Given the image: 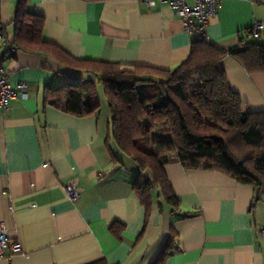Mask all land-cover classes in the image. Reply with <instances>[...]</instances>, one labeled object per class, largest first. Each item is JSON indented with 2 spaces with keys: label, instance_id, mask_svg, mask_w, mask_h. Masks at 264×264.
Masks as SVG:
<instances>
[{
  "label": "crops",
  "instance_id": "crops-1",
  "mask_svg": "<svg viewBox=\"0 0 264 264\" xmlns=\"http://www.w3.org/2000/svg\"><path fill=\"white\" fill-rule=\"evenodd\" d=\"M18 1L0 0V31L9 43ZM26 10L43 19V42L75 60L170 70L198 40L166 4L28 0ZM257 22L264 26V0H222L207 40L223 50L264 45V28L258 38L251 35ZM21 47L0 49L16 93L0 109V223L22 249L5 252L0 264H156L161 257L162 264H264V187L186 170L170 154L164 171L180 205L168 206L155 190L146 209L132 189L135 165L110 159V111L101 85L51 52L27 41ZM221 65L247 108L264 111V74L249 75L230 57ZM91 81L100 100L95 113L73 116L45 100L48 90ZM68 181L81 189L77 201L66 196Z\"/></svg>",
  "mask_w": 264,
  "mask_h": 264
},
{
  "label": "trees",
  "instance_id": "trees-1",
  "mask_svg": "<svg viewBox=\"0 0 264 264\" xmlns=\"http://www.w3.org/2000/svg\"><path fill=\"white\" fill-rule=\"evenodd\" d=\"M27 3L19 0L16 6L10 46L21 50L27 41L76 74L97 80L110 111V159L135 165L132 189L142 206L151 205L157 190L165 204L179 207L164 171L170 154L186 170L218 172L242 185L264 187V111L247 108L221 65L230 57L247 74H264V45L251 41L223 50L197 40L186 61L170 70L75 60L43 42V19L29 14ZM46 95V102L77 117L100 108L93 81L85 86L69 82Z\"/></svg>",
  "mask_w": 264,
  "mask_h": 264
},
{
  "label": "built area",
  "instance_id": "built-area-1",
  "mask_svg": "<svg viewBox=\"0 0 264 264\" xmlns=\"http://www.w3.org/2000/svg\"><path fill=\"white\" fill-rule=\"evenodd\" d=\"M148 9H154L158 4H166L174 12L175 16L182 22L184 31L193 33L198 40H207L206 28L218 12L222 0H138ZM264 26L261 22L255 23L251 28V35L258 38ZM6 48L11 53L14 49L10 46L5 35L0 32V49ZM20 90L25 84L17 86ZM16 98L8 74L3 67V60L0 58V109L6 111L9 102ZM65 193L69 200L77 201L81 196V189L73 181H68L65 186ZM264 232V231H262ZM9 251L11 256L21 253V245L18 241L12 240L7 234L3 223H0V257ZM10 256V257H11Z\"/></svg>",
  "mask_w": 264,
  "mask_h": 264
},
{
  "label": "rangeland",
  "instance_id": "rangeland-1",
  "mask_svg": "<svg viewBox=\"0 0 264 264\" xmlns=\"http://www.w3.org/2000/svg\"><path fill=\"white\" fill-rule=\"evenodd\" d=\"M100 89H101V87H100ZM101 91V95L103 96V93H102V89L100 90ZM104 98V97H103ZM103 98H101L103 101H104V103L106 102L105 101V99H103ZM100 101V100H99Z\"/></svg>",
  "mask_w": 264,
  "mask_h": 264
}]
</instances>
